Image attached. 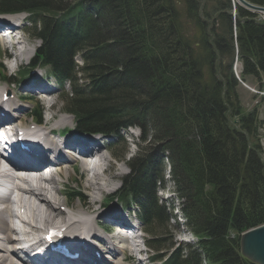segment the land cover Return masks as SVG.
<instances>
[{
    "label": "trees",
    "instance_id": "16d2710c",
    "mask_svg": "<svg viewBox=\"0 0 264 264\" xmlns=\"http://www.w3.org/2000/svg\"><path fill=\"white\" fill-rule=\"evenodd\" d=\"M233 11L232 0H0V13L29 15L27 33L41 42L22 79L49 67L70 87L62 104L79 131L118 139L137 127L150 140L115 197L138 206L160 264H254L242 257L240 237L264 225L261 121L257 109L242 107L232 64L238 46L242 80L264 91V22L240 5ZM165 162L197 238L172 253L175 244L159 236L169 220L180 228L158 197ZM80 195L66 193L70 201Z\"/></svg>",
    "mask_w": 264,
    "mask_h": 264
},
{
    "label": "bare ground",
    "instance_id": "6f19581e",
    "mask_svg": "<svg viewBox=\"0 0 264 264\" xmlns=\"http://www.w3.org/2000/svg\"><path fill=\"white\" fill-rule=\"evenodd\" d=\"M4 27L14 29L9 43L13 47V52L10 55L6 54V57L10 61L13 60L15 62V64H10V68L11 70H16L22 63V57L24 60V57L30 52V42H26V38L22 34L24 29L16 27L10 20L7 22L0 21V29ZM236 50H238V46H236ZM0 65L2 64L0 63ZM43 81V79L39 78L31 80L28 83L30 85L28 89H25L26 85H23L21 89L31 98H35L40 90L43 91L42 96L39 97L40 100L49 94V96H52L54 91L46 84L44 85L43 83L45 82ZM33 84L38 85L33 88ZM35 90L38 92H35ZM0 92L1 97L8 92L11 94L9 90L5 91L1 88ZM17 94L12 93L14 96ZM19 100L21 99L12 100L9 98L7 102L0 100V126L8 123L9 126L7 127L13 133L17 130L15 128H22L24 125L22 122L23 118L29 110L19 103ZM52 103H48L51 104L50 108L47 109L48 114L50 112L48 110L54 109V104L52 105ZM39 110H41V107ZM2 112L4 113L3 115ZM58 112L62 113L63 111L59 110ZM58 117L53 112V117L50 114V117L47 116L45 121L43 119V125L38 128L41 132H44L41 141L39 140L41 145L24 140V138L20 141L15 139L14 143L16 144L12 146L20 148L24 146V149L26 148L28 151L22 152L18 157H13L11 154L8 156L9 161L6 163L10 165L13 173H10L5 168L2 162L4 155L2 151L0 152V179L8 183V186L0 190V204L11 201L13 197V205L18 213L17 221L3 224V216L11 217L15 210L10 205L0 208V264H131L129 260L126 261L125 248L116 247L115 244L103 238L100 234L102 229L111 231L112 224L118 223L119 227H123L127 223L122 221L121 214L115 209L95 212V208L102 205V197L114 190L112 182L114 176L111 174L113 166L98 141L78 138L64 140V143L70 149L81 147L80 152L82 155L94 161L82 165L86 170L82 167L86 174V186L90 192L87 193L88 196H83L85 201L70 211L62 209L65 204L60 198L63 193L59 189V185L62 179L70 178L71 171L75 172L74 164L78 163V160L74 152L69 153V158H64L56 150L50 154V151L46 148L47 143L51 140V134L61 133L62 125L67 123L65 117ZM54 120H56L57 129L49 127ZM17 121L20 124H17ZM29 126L30 124L27 125V128ZM35 132H38L37 129ZM54 142L58 143L57 141ZM54 142L51 141V144H54ZM6 148V146L3 147V149ZM58 155L57 159L52 157ZM46 165H50L48 172H46L47 169L44 167ZM99 207L102 209V206ZM66 208L68 209V206ZM54 226L65 227L66 233L76 239V243H71L73 245L70 246V249L79 254L78 261H67L60 257L44 259L43 256L38 255L31 258L36 249L44 251L43 248L36 247L49 245V241L43 236L47 234L46 232H48L50 227ZM134 229H136V226ZM133 233L127 237L126 241L132 243L130 248L131 255H137L136 258L138 260V256H141L142 253L144 256L146 252L142 249L138 237H135ZM139 239H142V237ZM133 257L135 256H132V259H134ZM133 262L134 264H144V261L140 258L139 262Z\"/></svg>",
    "mask_w": 264,
    "mask_h": 264
},
{
    "label": "rangeland",
    "instance_id": "374dc122",
    "mask_svg": "<svg viewBox=\"0 0 264 264\" xmlns=\"http://www.w3.org/2000/svg\"><path fill=\"white\" fill-rule=\"evenodd\" d=\"M235 1L237 2V0H235ZM256 14L259 16V20L264 22V13L261 14V13L257 12ZM19 18H20L19 20H20V24H21L22 28H25V26H27V23H25L24 19L27 18V16L26 17L25 16H21ZM203 18L206 19L205 16ZM204 19H203V21H204ZM212 25H213L212 22H206L204 24V31L205 32L211 31ZM233 31H234V36H235V28L233 29ZM23 32H24V30L22 31V34L25 36L26 42L27 41L30 42V48H29L30 52L28 53V55H26L24 57L26 59L23 60V57H22V61H21L22 65H21V67L18 70H20L21 68H25L29 64L30 58H32L34 56L33 53L35 52V50L37 48H39V42H32L33 39L31 38V34L27 35L26 33L24 34ZM235 50H236V46H235ZM9 52L12 53L13 50H11ZM10 53H6V54L10 55ZM3 54H4L3 53V49H2V46L0 44V63L5 67L4 72L6 73V75L7 76L8 75L12 76L14 72H13V70H11L10 64H12V63L15 64V62L13 60L12 61H10V60L6 61L7 59L4 57ZM78 62H80V59L78 60ZM224 66H227L226 62H224ZM31 76L25 78L24 81L23 80L20 81L19 84H17V81H15L16 83L14 85L3 84V83L0 82V88L2 90H5V91H8V90L10 91L11 90L12 91L11 94L13 92L18 93V94L20 93L19 95L17 94L18 98L21 99L18 102L21 103L24 107H27V110L29 109L25 113L26 116H24V118H23L22 122L24 123V125L22 127L26 128L27 125L32 124V121H31L29 116H30V114L32 112V108L34 109L37 106V104H41V107H43V110H44V121L46 120L47 116L50 117V114H51V117H53V112H54L59 117L63 116L67 120V123L62 125L61 129L64 126H67V127H70V128L73 127L72 125H74V124L72 123V119L70 118V116L63 114L64 111H63V109L60 108L61 107V101L60 100L63 99V92H64L65 89H63V87H61V86L55 85L56 83L53 82L54 80L48 77L47 70L41 68L40 71H38V72L36 71L33 74V79L36 80V79L39 78V79H45L46 81H48L50 84H48L47 86L50 87L54 91L53 95L49 96L50 95L49 94L48 96H44L43 99H41V100L38 97H35L34 99H30L31 97L27 96L26 95L27 93H24L25 91L22 90L21 87L23 86V84L26 81L29 82V79L31 78ZM245 84L249 88H251V89H253L255 91H258L257 84L254 82V80L252 78H248L247 81L245 82ZM36 85H38V84H33L32 87L36 88ZM29 87H30V85L28 84L25 89H28ZM237 90H238V93L240 95V100L242 102V107L244 108L245 112H249V111L251 112L255 107H257L258 108V112H259V119L264 121V102H261L260 97L256 98V96L253 93H251L250 91H248V89L244 88L243 85H239ZM10 99H12V98L10 97ZM12 100H14V99H12ZM50 102H53L52 105L54 104V109L48 110V111H50L49 114H48L47 113V109L50 108L49 106L51 104H48ZM256 102L259 103L258 106H256ZM59 110L63 111V112L59 113L58 112ZM16 123L20 124L19 121H17ZM56 124H57L56 120H54V121H52V123H50L49 127H54L55 128ZM52 138L54 140H59V137H57V136H55V137L53 136ZM122 138H123V141H122V143H119V145L116 147L117 148L116 151L110 150L109 144L111 143L112 139H105L103 141V145H101L104 148V152L108 155V158H109V160L111 162V165L113 166V168L111 170V174L114 176V178L112 180L114 190L111 193L105 194L102 197L103 198L102 199V203L104 202V200H106V198L108 196H110L111 194L113 195L114 193H116L120 189L122 179L124 177H126L129 174V171H130L129 167H128L129 161L131 159L135 158V157L143 156L145 154L144 149L148 148L150 146V144L148 145V143L150 141L149 139H148L147 142H143V139H142L143 138V133L138 128L137 129L134 128V129H131V130L127 131L123 135ZM124 140H125V143H123ZM263 160H264V158H263ZM82 167H83L82 164H80L79 162L78 163L76 162L74 164L75 172H73V171L70 172V175H71L70 178L66 177V178L62 179V181H61V183L59 185V189L64 191V192L66 190H73V191L81 193L84 197L88 196L87 193H90V192L88 191L87 186H86V179L85 180L84 179L83 180L80 179V175L81 174L83 176H86V174L84 173L85 169L83 167V169H84L83 170ZM161 172H162V174H164L163 175L164 176V183H163L162 190L158 193V197L160 198V200H162L163 204L165 205V200H164L165 197L171 196L172 193L174 192V190H173L174 186H173L172 181L170 180L171 173H170V168H169V163L168 162H165L164 167H163ZM84 197L82 199H80V200H79V198L78 199L76 198V199L71 200V201L68 202L66 199H64V197L60 196L61 201L65 204V206L62 209L66 210L67 209L66 206H68V210H66V211H70L71 209H75L74 207L79 206L82 202L85 201ZM99 206H97L95 208L96 209L95 212H99L100 210L107 211V210H110V209H115L118 213H120L122 215H125V216L127 215V213L130 212V211H126L125 209H123L122 204L120 202H118V201L112 202V204H110L108 206L107 205L102 206V209H100ZM166 207L168 209V213L169 214H171V212L173 213V215L175 214L176 211L174 212V211H172L171 208H169L168 202H166ZM95 212H93V213H95ZM129 220L132 221L133 219H129ZM181 221H183V220H181ZM165 227L168 229V231H167L168 234L165 235L164 233H161L159 236L161 238H164L163 240H164V242H166V245H170V243H173V244L185 243L186 244L187 241H188L187 245H189V242L192 239L189 238V236H185L184 237L185 234H188L186 229H180L179 231L176 230V225H175V221L174 220H172V221L169 220L168 224H166ZM55 228H57V227H55ZM137 228L138 229L142 228V226L140 225L139 222L137 223ZM138 234H139V230H138ZM140 235H142V237H143V239L140 241L141 246H142V248H145V246H144V238L146 239L147 236L143 232L140 233ZM106 238L108 240H115L113 235L106 236ZM115 242H116V240H115ZM116 245L118 247L117 242H116ZM191 246H194V244H191ZM132 256H135V257H133L135 259V262H139V258H138V260L136 258L137 255H133L132 254ZM148 257H149V252L147 253V255H144V256H143V253H142L141 256H140V259L145 261L146 259H148ZM130 263L134 264V262L132 263V260H130Z\"/></svg>",
    "mask_w": 264,
    "mask_h": 264
},
{
    "label": "water",
    "instance_id": "95a60500",
    "mask_svg": "<svg viewBox=\"0 0 264 264\" xmlns=\"http://www.w3.org/2000/svg\"><path fill=\"white\" fill-rule=\"evenodd\" d=\"M253 13H264V8L251 5L245 0H238ZM82 133H92L81 131ZM240 247L242 255L254 264H264V225L252 229L241 236Z\"/></svg>",
    "mask_w": 264,
    "mask_h": 264
}]
</instances>
